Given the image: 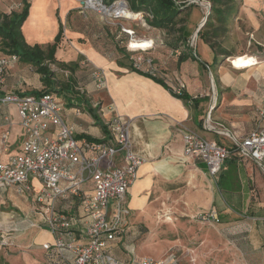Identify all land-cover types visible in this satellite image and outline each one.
I'll return each instance as SVG.
<instances>
[{
    "label": "crops",
    "instance_id": "obj_1",
    "mask_svg": "<svg viewBox=\"0 0 264 264\" xmlns=\"http://www.w3.org/2000/svg\"><path fill=\"white\" fill-rule=\"evenodd\" d=\"M28 1V14L21 24L25 41L29 45L45 47L54 42L61 26L62 34L54 56L61 62H77L71 73L73 79L69 82L70 72L54 66L60 83H76V87L86 90L83 100L77 101V106L83 109L78 115L74 111L75 105H71L75 97H61L63 117L74 128L76 138H108L107 120L116 115L131 119L132 148L144 161L127 189L130 215L126 232L129 231L128 225L134 222L133 215L149 216L154 208L165 209L170 205L181 210V202H185L186 211L195 216L209 212L217 217L216 220H207L219 222L214 226L218 239L212 240L211 246L220 249V256L227 257V264H264V172L261 167L251 159L233 155L212 177L203 160L183 155L182 141L184 129L189 128L206 138L231 145L230 138L221 134L220 129L242 138L254 128L264 126V117L259 115L264 97V49L249 53L244 60L251 59L250 64L230 63L231 57L210 64L209 59H215V51L205 42L202 46L203 50H209L208 59L202 58L197 48L196 58L189 56L180 62L174 55L157 52L158 76L173 91L182 84L181 91L188 99H181L161 83L132 70L135 52L128 46H145L149 40L134 43L131 39L127 45L126 34L105 27L111 24L109 18L94 14L82 0ZM19 2L16 0V4ZM239 13V20L246 21L255 41L264 47V18L261 15L264 14V0H243ZM3 55L6 54L0 50V56ZM26 65L32 66L17 59L8 66L0 95L44 90L40 75ZM93 69H98L104 79L99 89L94 86ZM89 105L96 107L105 132L88 112ZM12 111L16 119L12 117ZM4 114L9 116L12 125L9 127L8 149L4 151L0 143V163L10 154L20 152L23 141V130L13 105L0 104V134L6 129ZM207 115L213 126L208 129L205 127ZM6 189L0 188V207L7 203L13 207L9 211L15 210L13 214L1 212L7 225L10 229H20V232L28 230L30 236L24 234L25 239H18L19 244L3 241L7 244L3 253L5 249L12 254L27 249L28 252L36 251L38 256L32 264H65L54 249L42 248L43 242H52L53 235L46 225L41 224L40 215L33 213L38 207L35 194L40 189V181L32 178L29 196H23L29 200L26 219L16 218L18 207L7 196V191L16 193L15 186ZM84 189L91 191V183L86 182ZM57 207L74 215L81 212L77 198L68 202L59 200ZM8 216L13 219L7 221ZM28 218L34 225H29ZM123 244L122 239L111 243L110 251L119 259H125L127 254ZM24 256L28 258V254Z\"/></svg>",
    "mask_w": 264,
    "mask_h": 264
},
{
    "label": "built area",
    "instance_id": "obj_2",
    "mask_svg": "<svg viewBox=\"0 0 264 264\" xmlns=\"http://www.w3.org/2000/svg\"><path fill=\"white\" fill-rule=\"evenodd\" d=\"M83 1L86 4L90 0ZM122 2L127 6L125 0ZM93 3L92 8L96 5L107 9L114 6V1L109 7L102 4V0H93ZM122 31L127 36V45L131 39L143 41L136 39L131 29L123 28ZM191 39L193 36L187 43L196 51ZM149 41L145 46H128L135 52L131 67L157 76L152 57L145 54L153 45ZM170 52L175 57L180 55L178 48H172ZM17 59L13 53L0 56V86L5 82L8 66ZM91 74L94 86L101 88L104 79L100 71L93 69ZM182 87L181 84L175 92L180 93ZM78 89L80 93L85 92L81 86ZM55 95L49 91L0 95L1 105L15 107L23 130L20 152L10 154L6 161L0 163V187L13 185L18 193H29L31 179L40 181V189L35 194L38 207L33 213L40 215L41 224L46 225L53 235L52 242H43L42 248L54 249L65 264H173L150 256L119 259L110 251L116 237L126 234L130 215L127 189L136 179L138 168L144 161L132 148L131 119L116 115L107 120L108 138L97 141L77 139L74 128L64 119L62 103H58ZM81 109L75 106V114H80ZM259 115L264 117V97ZM209 120L207 115V129L213 127ZM3 122L6 129L0 134V143L6 151L12 122L7 114L3 115ZM219 132L230 138L231 145L221 144L185 128L182 134L183 155L203 160L212 177L233 155L251 159L264 172V126L254 128L242 138L233 137L224 128ZM86 182L91 183V191L84 189ZM71 198L80 201L81 212L78 215L57 207L59 200L68 202ZM198 215L203 220L217 218L209 212ZM28 221L30 226L34 225L29 218Z\"/></svg>",
    "mask_w": 264,
    "mask_h": 264
},
{
    "label": "rangeland",
    "instance_id": "obj_3",
    "mask_svg": "<svg viewBox=\"0 0 264 264\" xmlns=\"http://www.w3.org/2000/svg\"><path fill=\"white\" fill-rule=\"evenodd\" d=\"M175 1L185 6L178 17H182L186 20L187 27L191 30V36H193L191 43L195 46V49L197 48L199 55L202 58L205 57L208 59L209 50H203L202 43L205 42L214 45L218 55L213 51L215 59L211 57L209 59L210 64L213 63L214 60H221V62H224L230 57V63H232V61L238 63L239 61L243 64H250L252 63L251 59L244 60L250 56L249 53L255 52V50L261 52L262 49H264L263 46L255 41V35H253L252 31L246 25V21L239 20V11L243 0H234V2L231 0ZM233 3L237 5L235 15L228 21L222 18V16L221 18L218 17L223 15L222 11H225L228 5ZM102 4H105L107 7L110 5L108 2H102ZM84 6L92 10L96 15L109 18L111 24H107L108 26L106 25L105 27L116 28L121 34L125 33L122 31L123 28L131 29L136 39L151 40L153 45L147 50L149 51L147 55L152 57L153 63L157 61V52L173 56L170 52L172 48L167 43L172 40L174 35H177L175 29L178 25L166 30L165 28L148 25L141 17V13L137 19H127L111 11L113 7L109 8V14H106L102 9L92 8L87 3L84 4ZM16 7V0H0L1 11L10 12L11 10H20L21 8V6L19 8ZM215 15L218 16L216 17ZM261 15H263L264 18V14ZM207 20L209 22L206 23ZM199 28L204 30V36L202 37L197 36L196 32ZM133 41L140 42L139 40ZM209 47L212 49L211 46ZM192 49H194V47H192ZM26 67L29 70L34 69V67L30 65H26ZM52 68L56 69L54 66H52ZM73 93L75 92H72V94ZM82 95L83 97L85 96L84 92ZM55 98L58 103H62L63 105L60 96L56 94ZM93 107L99 116L96 107ZM11 113L12 117L16 119L15 113L13 111ZM226 145H229V142L226 143ZM6 188L7 187H3L2 189L5 191L7 190ZM13 192L7 191V196L18 207L15 216L16 218L26 219V209L29 207V200L23 196H29V194H20L16 191V193L14 192L15 195ZM166 202L169 203V201ZM181 204V206H183L181 210H176L170 207V205L165 209L154 208L149 216H145L144 214L133 215L132 219L134 222L128 225L129 231L128 233L126 232V236H117L115 239L116 242H119L121 239L124 242L123 247L127 252L124 258L150 256L158 258L166 263L172 262L173 264H227V257H223V255L222 257L220 256V249L217 250L211 246L212 240L218 239L216 236L218 234L214 226L219 222L203 220L199 216L187 212L185 202H181ZM11 208L13 207L7 206V203L5 207H0V216H2V224L0 225V264H32L34 261L38 260L36 251L28 252L27 249H23L22 251L12 254L5 249L3 253L4 246H7L3 241L10 244L15 242L19 244L18 239H25L24 234L30 236L28 230L20 232V229H10L9 225H7L6 219L3 217L4 214L1 212L4 210L9 212L8 214L14 213L15 210L12 212L9 211ZM166 217H170V219ZM11 219H13V217H7V221H11ZM24 243L27 245V241ZM24 254H28V258H25Z\"/></svg>",
    "mask_w": 264,
    "mask_h": 264
},
{
    "label": "trees",
    "instance_id": "obj_4",
    "mask_svg": "<svg viewBox=\"0 0 264 264\" xmlns=\"http://www.w3.org/2000/svg\"><path fill=\"white\" fill-rule=\"evenodd\" d=\"M116 0H102V2L111 4ZM128 6V9L135 13H141V17L143 20L150 26L165 28L169 30L174 28L175 25L178 27L175 29L177 35L172 37L171 41H168V45L171 48L180 49V55L178 57V62L185 60L189 56L193 58L197 57L196 51L192 49L191 46L188 45L187 40L192 35L191 30L187 27L186 20L184 18L178 17L179 14L185 8L184 5L177 3L175 0H125ZM234 2V0H231ZM21 2V3H20ZM17 3L16 8H20V10H11L10 12H4L0 10V50L8 54H16L18 59L22 62L31 64L35 71L40 75V80L44 85L43 91L56 92L58 96L62 98L69 99V96H74L75 98L72 100L71 105L77 106V101L83 100V95L80 93L78 87H76L75 83H68L71 81L72 75L71 73L77 67V62L65 63L56 60L54 53L57 47V44L60 40L62 34V27L60 26L58 33L54 37V42L46 45L45 47L39 44L29 45L22 34L21 24L25 20L28 14L29 1L28 0H20ZM191 6V5H190ZM237 5L235 3L230 4L226 7L223 15H215L216 17L222 16L227 21L236 14ZM214 16V17H215ZM209 22L208 20L206 23ZM197 36H204V30L199 28L197 30ZM209 46L215 51L214 45L208 43ZM155 65V63H154ZM52 66H56L61 70H68L70 73L68 74V82L60 83L56 77V70L52 68ZM155 67H157L155 65ZM132 68V67H131ZM132 70L137 71L143 75H146L155 81L164 85L174 96L181 99H188V96L184 92L176 93L170 87H168L162 79L157 76H152L142 71H138L132 68ZM43 91H33V94H39ZM72 92H75L72 94ZM86 92H84L85 94ZM69 95V96H68ZM76 102V103H75ZM92 118H94L95 122L101 124L104 132L105 125L100 120L99 116L94 110L92 105H89L87 109ZM89 140L97 141L99 138L88 137ZM58 255V254H57Z\"/></svg>",
    "mask_w": 264,
    "mask_h": 264
},
{
    "label": "bare ground",
    "instance_id": "obj_5",
    "mask_svg": "<svg viewBox=\"0 0 264 264\" xmlns=\"http://www.w3.org/2000/svg\"><path fill=\"white\" fill-rule=\"evenodd\" d=\"M87 4L89 6H93L94 5L93 0L88 1ZM95 7L98 9H102L103 12H105L106 14H109L110 9L103 8L101 5H96ZM111 11L116 12L118 15H124L125 17L131 18V19H137L139 17V13H135V12L130 11L121 0L114 1V6H113V9ZM134 43H136V41ZM145 44H147V43H145Z\"/></svg>",
    "mask_w": 264,
    "mask_h": 264
},
{
    "label": "water",
    "instance_id": "obj_6",
    "mask_svg": "<svg viewBox=\"0 0 264 264\" xmlns=\"http://www.w3.org/2000/svg\"><path fill=\"white\" fill-rule=\"evenodd\" d=\"M82 2H84V1L82 0ZM110 5H111V4H110ZM110 5H109V6H110ZM103 6H104V5H103ZM121 16L125 17L124 15H121ZM125 18H127V17H125ZM127 19H129V18H127ZM130 19H131V18H130Z\"/></svg>",
    "mask_w": 264,
    "mask_h": 264
}]
</instances>
